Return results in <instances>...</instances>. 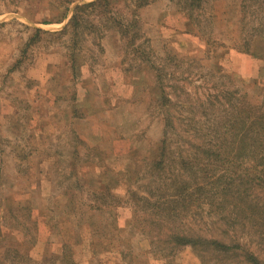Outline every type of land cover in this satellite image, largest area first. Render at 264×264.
Instances as JSON below:
<instances>
[{
  "label": "rangeland",
  "instance_id": "obj_1",
  "mask_svg": "<svg viewBox=\"0 0 264 264\" xmlns=\"http://www.w3.org/2000/svg\"><path fill=\"white\" fill-rule=\"evenodd\" d=\"M69 1L0 0V264H45L65 245L70 264H198L188 247L164 252L168 260L154 256L140 230L159 234L164 247L171 233L227 232L263 258L247 226L216 216L214 195L187 219L157 226L128 202L125 186L142 193L159 184L146 169L164 133L170 160L198 159L216 176L226 171L219 152L239 158L240 175L259 166L255 153L264 147L234 152L224 138L242 97L264 106V0H207L191 20L180 0H157L138 13L134 48L103 25L75 39L73 31L57 35L55 22L73 12ZM127 2L113 9L117 21L131 15ZM95 15L84 21H99ZM35 30L47 34L24 52ZM73 54L89 93L76 102L82 121L71 117ZM72 194L76 201L66 198ZM256 195L264 208V193ZM7 248L27 259L7 257Z\"/></svg>",
  "mask_w": 264,
  "mask_h": 264
},
{
  "label": "trees",
  "instance_id": "obj_2",
  "mask_svg": "<svg viewBox=\"0 0 264 264\" xmlns=\"http://www.w3.org/2000/svg\"><path fill=\"white\" fill-rule=\"evenodd\" d=\"M156 1L130 0L132 5L130 7L131 15L126 20L122 18L120 21L112 17V12L119 4H124L129 8L127 0H96L77 6L67 27L57 35L64 36L73 31L75 32L73 36L75 39L82 31L92 34L96 31L95 29L103 25L107 30L114 29L125 41L128 48H134L142 38L138 13ZM180 2L183 4L179 6L181 11L191 20V11L200 10L202 5L208 1L180 0ZM73 3V0H71L68 5ZM87 13L96 14L93 19L96 20L95 18H97L99 21H84V15ZM64 19L62 18V20ZM62 20L59 18L57 21ZM44 34L47 33L42 30H35L34 36L26 44L24 52L30 45L40 41V37ZM72 58L73 76L74 79L77 78L79 83L77 66H80L78 64L81 59L80 56L74 54ZM74 114H78V111H74ZM233 120L234 122L231 125L233 132H228L229 137H225L224 140L225 142L232 140V150L234 152L239 150L248 154L251 147L255 145L264 147L262 143L264 140V106L254 105L244 96L238 103ZM224 140L221 139L219 142L221 143ZM169 153L168 135L164 133L162 140L151 152L152 158L146 169L152 174L150 176L160 180L159 184H155L153 189L151 187L143 190L142 193L138 190H130L129 187L125 186L128 202L134 205L133 207L137 210L140 209L143 213L150 214V221L158 226L159 222L162 224L163 222L177 221L178 218L180 220L187 219L190 211H193L192 207H197L198 210L202 209L200 207L206 202L212 201L211 195H214V200H219V204H216V216L224 217L222 219L227 220L229 214L233 225L243 228L247 226L250 230H244L245 233L248 236L250 235L249 237L256 238L258 247L264 253V213L261 212L264 211V208H260L261 205L257 201L258 196L256 195V192L264 193V148H262V151L255 153L256 160H259L256 164H259V166L254 164L243 175L239 174L238 169L241 167L235 162L239 158H233L224 152L216 153L214 157L219 159V163L222 164L221 167L226 171L228 167L230 169L227 174L225 171L219 176H216L208 165L200 164L198 159L195 161L184 158L176 161L170 160ZM243 156L244 154H241L238 157ZM250 170H252V173L248 174ZM169 173L174 177L171 184L164 179V175ZM212 177H218L211 182L214 185L216 184L215 189L213 186H209ZM117 183L118 180H116V185ZM140 232L147 236L153 255L162 256L166 260L168 258H166L164 252L169 253L168 256H171L176 249L188 247L193 250L198 264H264V257L260 258L259 254L240 244L233 236L231 239L227 232H224V237L219 239L206 238L196 234L171 233L165 240L170 245H167V247H164L166 244L159 234L155 235L151 230H140ZM4 236H6L5 233L0 229V244ZM227 239L230 241L227 242ZM65 251L68 254L66 245L62 256L47 257L44 260L45 264L51 258V264H70ZM11 254L15 257H22V260L27 259L18 250L7 248L6 256L10 257ZM23 262L21 261V263Z\"/></svg>",
  "mask_w": 264,
  "mask_h": 264
},
{
  "label": "crops",
  "instance_id": "obj_3",
  "mask_svg": "<svg viewBox=\"0 0 264 264\" xmlns=\"http://www.w3.org/2000/svg\"><path fill=\"white\" fill-rule=\"evenodd\" d=\"M96 1V0H95ZM92 2H94V1H92ZM88 3H91V2H86V1H81V2H77V3H73L72 4V6H73V8L71 9V10H73V12L69 15V16H66V18L64 19V20H62V21H57V22H55L56 24H59V26H61V31L62 30H64L66 27H67V25H68V23H69V21H70V19L72 18V16L74 15V10H75V8L77 7V6H80V5H84V4H88ZM67 19V20H66ZM60 31V32H61ZM73 77V76H72ZM75 84V83H74ZM73 87L76 89V93H75V95H77L78 97H77V101H73V102H75V104H73L74 105V107H73V110H72V113H71V117L72 118H74V120H79V121H82V120H84V119H87V116H84V114L81 112V111H78V110H81V108L80 109H78L79 107L77 106V103H79V101L81 102V100H80V98L82 97V96H85L86 98H87V96H89V93H87V91H86V86H85V84L84 83H81V84H79V83H77L76 85H73ZM74 90V89H73ZM80 93L82 94V96L80 95ZM77 102V103H76ZM83 107L85 106L84 104L82 105ZM84 109V108H83ZM74 111L76 112V111H78V114H74ZM76 194H72V196H68V197H66V198H68V199H71L72 201H76V197L77 196H75ZM68 202H71V201H68Z\"/></svg>",
  "mask_w": 264,
  "mask_h": 264
}]
</instances>
